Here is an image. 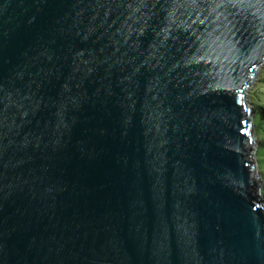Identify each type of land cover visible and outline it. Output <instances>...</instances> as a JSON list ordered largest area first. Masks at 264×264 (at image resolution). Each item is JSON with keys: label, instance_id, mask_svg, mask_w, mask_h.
<instances>
[{"label": "water", "instance_id": "water-1", "mask_svg": "<svg viewBox=\"0 0 264 264\" xmlns=\"http://www.w3.org/2000/svg\"><path fill=\"white\" fill-rule=\"evenodd\" d=\"M0 264H264V0H0Z\"/></svg>", "mask_w": 264, "mask_h": 264}]
</instances>
